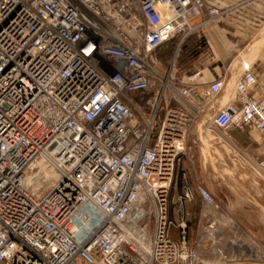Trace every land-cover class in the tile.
<instances>
[{
	"label": "built area",
	"instance_id": "1",
	"mask_svg": "<svg viewBox=\"0 0 264 264\" xmlns=\"http://www.w3.org/2000/svg\"><path fill=\"white\" fill-rule=\"evenodd\" d=\"M204 13L221 15L204 0H0V264H208L168 217L195 119L165 101L156 57L176 39L178 52ZM223 87L215 80L205 98ZM254 87L245 71L211 125L253 126L264 174V96H250ZM197 193L204 221L217 207Z\"/></svg>",
	"mask_w": 264,
	"mask_h": 264
},
{
	"label": "crops",
	"instance_id": "2",
	"mask_svg": "<svg viewBox=\"0 0 264 264\" xmlns=\"http://www.w3.org/2000/svg\"><path fill=\"white\" fill-rule=\"evenodd\" d=\"M204 2L221 15L208 21L204 13L193 23L206 22L186 40L182 50L176 52V39L163 45L156 55L158 72L166 81L165 101L169 100L173 106L184 103L195 119L189 136L194 145L192 152L181 159L174 185L168 192V217L176 224L187 223L199 211L197 183L206 186L221 183L232 192L231 206L237 210L238 221L247 223L246 229L250 231L257 207L264 212V174L255 165L262 157L263 138L253 126L218 130L212 127L211 120L219 109L234 102L235 84L245 71L255 78V87L249 95L264 96V0ZM197 71L199 76L188 81ZM217 79H223L224 87L209 101L205 92ZM185 85L191 90L186 99L180 94ZM188 191L193 195L191 201L184 199ZM239 192L254 194L246 198ZM178 235L177 229L171 231L174 241H178Z\"/></svg>",
	"mask_w": 264,
	"mask_h": 264
},
{
	"label": "rangeland",
	"instance_id": "3",
	"mask_svg": "<svg viewBox=\"0 0 264 264\" xmlns=\"http://www.w3.org/2000/svg\"><path fill=\"white\" fill-rule=\"evenodd\" d=\"M193 146L191 142H188V147L190 148L188 154L192 152ZM208 171L210 172L209 169ZM192 172H195L193 168ZM198 187L205 189L213 197V203L217 209L203 221L201 216L203 203L197 193L200 198L198 214L191 215L188 218V222L185 223L186 238L190 247H193L195 251L207 250L206 262L208 264H264L263 210L257 207V214L254 217L252 216L251 220L253 222L249 224L251 230L247 231V223L242 224L238 221V217L235 216L237 210L231 206L233 200L231 190L227 189L226 186L223 187L221 183L217 184L215 182L207 186L203 183H197L196 192ZM237 193L238 190L236 191ZM241 193L246 198H249L250 194H254ZM241 193L239 192V194ZM256 202L259 201L256 200ZM244 218L246 219V216ZM201 225L208 228L206 231H201L202 236L208 235V241L204 244L199 243L196 239V236L200 234ZM212 235L215 236V240L210 238ZM213 241L214 245L211 244Z\"/></svg>",
	"mask_w": 264,
	"mask_h": 264
},
{
	"label": "bare ground",
	"instance_id": "4",
	"mask_svg": "<svg viewBox=\"0 0 264 264\" xmlns=\"http://www.w3.org/2000/svg\"><path fill=\"white\" fill-rule=\"evenodd\" d=\"M137 213H140V209H139V208H136V209H135V211L133 212V216H134V215L136 216Z\"/></svg>",
	"mask_w": 264,
	"mask_h": 264
},
{
	"label": "trees",
	"instance_id": "5",
	"mask_svg": "<svg viewBox=\"0 0 264 264\" xmlns=\"http://www.w3.org/2000/svg\"><path fill=\"white\" fill-rule=\"evenodd\" d=\"M185 42H186V41H185ZM185 42L182 44V46H181V50H182L183 46L185 45Z\"/></svg>",
	"mask_w": 264,
	"mask_h": 264
}]
</instances>
